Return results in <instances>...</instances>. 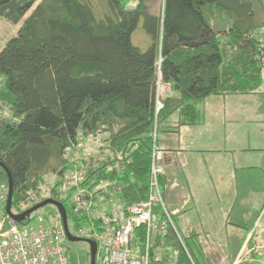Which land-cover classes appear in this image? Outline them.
<instances>
[{
  "label": "trees",
  "instance_id": "obj_1",
  "mask_svg": "<svg viewBox=\"0 0 264 264\" xmlns=\"http://www.w3.org/2000/svg\"><path fill=\"white\" fill-rule=\"evenodd\" d=\"M29 12L0 48V164L12 177L15 214L39 204L30 201L50 176L58 185L40 203L58 201L78 222L60 188L78 140L97 136L107 158L82 160L83 186L128 207L146 200L155 131L176 130L174 115L178 128L198 125V104L209 97L264 86V0H0V19L13 25ZM141 24L147 50L133 44ZM161 85L170 94L159 96ZM200 236H180L182 244L170 229L153 264L173 255L177 264H226L228 255Z\"/></svg>",
  "mask_w": 264,
  "mask_h": 264
},
{
  "label": "crops",
  "instance_id": "obj_2",
  "mask_svg": "<svg viewBox=\"0 0 264 264\" xmlns=\"http://www.w3.org/2000/svg\"><path fill=\"white\" fill-rule=\"evenodd\" d=\"M198 108V125L178 128L174 115L176 130L160 136L165 200L183 231L212 239L231 264H243L261 247L255 233L245 242L238 208L264 188V86L255 95L212 96Z\"/></svg>",
  "mask_w": 264,
  "mask_h": 264
},
{
  "label": "built area",
  "instance_id": "obj_3",
  "mask_svg": "<svg viewBox=\"0 0 264 264\" xmlns=\"http://www.w3.org/2000/svg\"><path fill=\"white\" fill-rule=\"evenodd\" d=\"M160 87L159 96L166 95H160ZM162 108V103L158 101L157 113ZM84 145L85 141L79 139L74 153L68 157L71 168L63 176V186L77 191L72 213L79 221L74 231H71L68 221L69 233L74 238L96 243L95 264H153L152 255L158 240L164 239L170 229L180 238L174 214L160 184V178L165 174L162 165L165 149L158 134L155 131L153 135L148 198L130 207L119 198L110 210L101 209L98 197L94 196L95 191L83 186L86 179V173L81 168L85 158ZM8 195L9 188L0 187V264H72L67 247L70 241L59 212L52 213L49 218L43 214L32 215L23 224H18L6 213ZM104 202L101 198V203ZM32 217L34 225L30 224L32 220L29 221ZM81 221L84 225L79 224ZM180 241L183 244L181 238ZM177 263L178 258L173 255L166 264Z\"/></svg>",
  "mask_w": 264,
  "mask_h": 264
},
{
  "label": "rangeland",
  "instance_id": "obj_4",
  "mask_svg": "<svg viewBox=\"0 0 264 264\" xmlns=\"http://www.w3.org/2000/svg\"><path fill=\"white\" fill-rule=\"evenodd\" d=\"M152 11L158 14V11H159L158 5L154 6L152 8ZM29 14L30 12L26 15V17L18 25H13L5 19H0V48H3L10 39L18 35L19 30L21 29L22 25L24 24V21L26 20ZM133 44L136 47L140 48L141 50H147L151 45V39L143 31L142 24L140 28H138L137 31L133 35ZM159 92H160V95H162V93L163 94L166 93L168 95L170 94L171 89L170 87L161 85ZM103 140H104V137L97 136L96 138H90L87 141H85V145H84L85 157L90 156L89 158H93L94 166L99 165L100 163L103 162V160H106L107 158L104 156L105 154L102 153V148L104 146ZM159 140H160V136H159ZM55 184H56L55 177L49 176L48 178H46V183L42 186L41 191L39 192V195L34 194L32 196L33 199H31L30 202L36 201L37 203H40V200L42 198H45V197L49 198V196H51L50 192L55 187ZM56 185H58V183ZM0 187H2L3 189L9 188L7 179L4 178L3 175H1V173H0ZM93 189L90 188L89 190L97 191ZM60 190H61L60 199L62 200L63 203H65L67 208L71 210L73 208L75 199L77 198V191H71V189H68L65 186H62ZM259 192L261 196L260 195L257 196L255 194L256 192L255 193L252 192L253 196L249 197V202L247 200L248 203L246 202L247 204H245V206H239L238 208L241 222L242 223L245 222V226L247 227V231H248L247 233L246 232L244 233L245 242L246 240L248 242L251 239L252 235L255 233V237H253L254 238L253 245L259 246V247L261 246L260 251L255 252L254 256H252L253 254H251L250 256H247V254L245 253L242 258L243 264H264V208H263L264 188L260 189ZM94 196H97V195L94 194ZM101 198L102 197L98 199V202H99L98 205L103 210L112 209L117 202L115 198H111L112 200H110V203H108L109 200L103 198L102 200L103 201L105 200V202L101 203ZM24 208H26V205H22V209ZM57 212L58 210L54 206L49 205L43 209H40L36 213H34L33 216H38L40 214H43L44 216L49 218L52 213L56 214ZM244 216L245 218L243 219ZM30 224L34 225L35 220L32 219ZM76 224H77L76 219L70 216L69 225H70L71 231L72 230L74 231V227ZM79 224L84 225L82 221L79 222ZM178 230H179L178 231L179 235L182 238H184L187 235L186 233L187 231H183L184 229L182 230L180 227H178ZM201 239H202V243L204 240L206 244L208 243V241H212V239L207 238V237H201ZM255 241L257 242V244ZM67 247H68L69 253L71 254L72 264H89V250H90L89 244L85 242H75V243L68 242ZM228 259L229 260L226 261V264H231L233 260V256L231 254L228 255Z\"/></svg>",
  "mask_w": 264,
  "mask_h": 264
},
{
  "label": "water",
  "instance_id": "obj_5",
  "mask_svg": "<svg viewBox=\"0 0 264 264\" xmlns=\"http://www.w3.org/2000/svg\"><path fill=\"white\" fill-rule=\"evenodd\" d=\"M0 166L6 171L7 176H8V182H9V195H8V203H7V209H6V213L7 215L16 223L18 224H23L27 219H29L34 213H36L37 211H39L40 209H43L49 205L54 206L59 214L62 217V220L64 222L65 228H66V233H67V237L69 239L70 242L75 243V242H85L87 244H89L90 246V253H91V264H95V260H96V253H97V246L96 243L94 241H84V240H80L77 238H74L68 230V216H67V211L65 206L58 202L55 201L53 199H48L44 202L39 203L38 205L33 206L32 208L28 209L27 211L20 213V214H15L12 211V201H13V182H12V177L11 175L8 173V171L0 164Z\"/></svg>",
  "mask_w": 264,
  "mask_h": 264
}]
</instances>
